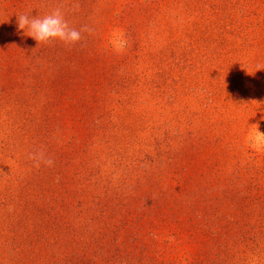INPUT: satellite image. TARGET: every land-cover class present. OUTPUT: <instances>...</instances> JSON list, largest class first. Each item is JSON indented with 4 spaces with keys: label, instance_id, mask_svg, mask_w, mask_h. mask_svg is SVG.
<instances>
[{
    "label": "rangeland",
    "instance_id": "rangeland-1",
    "mask_svg": "<svg viewBox=\"0 0 264 264\" xmlns=\"http://www.w3.org/2000/svg\"><path fill=\"white\" fill-rule=\"evenodd\" d=\"M0 264H264V0H0Z\"/></svg>",
    "mask_w": 264,
    "mask_h": 264
},
{
    "label": "clouds",
    "instance_id": "clouds-1",
    "mask_svg": "<svg viewBox=\"0 0 264 264\" xmlns=\"http://www.w3.org/2000/svg\"><path fill=\"white\" fill-rule=\"evenodd\" d=\"M17 30L23 32L34 38L38 45L41 43H49L59 40L65 44H76L82 39V32L90 30L81 28L79 30L71 27L68 21L64 18V14L60 8H55L50 14L40 18L39 16H30L28 14L16 15ZM37 160V166L41 160L39 155H34ZM50 165L51 161H43Z\"/></svg>",
    "mask_w": 264,
    "mask_h": 264
}]
</instances>
